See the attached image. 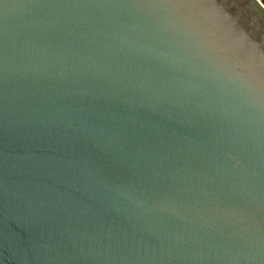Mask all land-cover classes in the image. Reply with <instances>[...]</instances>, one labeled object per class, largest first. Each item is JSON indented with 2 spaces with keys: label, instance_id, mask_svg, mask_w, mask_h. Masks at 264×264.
<instances>
[{
  "label": "water",
  "instance_id": "95a60500",
  "mask_svg": "<svg viewBox=\"0 0 264 264\" xmlns=\"http://www.w3.org/2000/svg\"><path fill=\"white\" fill-rule=\"evenodd\" d=\"M0 264H264V4L0 0Z\"/></svg>",
  "mask_w": 264,
  "mask_h": 264
},
{
  "label": "trees",
  "instance_id": "16d2710c",
  "mask_svg": "<svg viewBox=\"0 0 264 264\" xmlns=\"http://www.w3.org/2000/svg\"><path fill=\"white\" fill-rule=\"evenodd\" d=\"M262 3L264 4V0H262Z\"/></svg>",
  "mask_w": 264,
  "mask_h": 264
},
{
  "label": "rangeland",
  "instance_id": "374dc122",
  "mask_svg": "<svg viewBox=\"0 0 264 264\" xmlns=\"http://www.w3.org/2000/svg\"><path fill=\"white\" fill-rule=\"evenodd\" d=\"M262 2V0H260Z\"/></svg>",
  "mask_w": 264,
  "mask_h": 264
}]
</instances>
